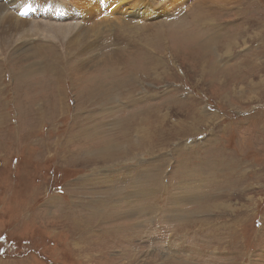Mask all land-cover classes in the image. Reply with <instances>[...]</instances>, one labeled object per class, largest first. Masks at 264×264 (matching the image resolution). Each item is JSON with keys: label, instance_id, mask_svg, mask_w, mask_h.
I'll use <instances>...</instances> for the list:
<instances>
[{"label": "rangeland", "instance_id": "obj_1", "mask_svg": "<svg viewBox=\"0 0 264 264\" xmlns=\"http://www.w3.org/2000/svg\"><path fill=\"white\" fill-rule=\"evenodd\" d=\"M85 3L0 32V264H264V0Z\"/></svg>", "mask_w": 264, "mask_h": 264}, {"label": "bare ground", "instance_id": "obj_2", "mask_svg": "<svg viewBox=\"0 0 264 264\" xmlns=\"http://www.w3.org/2000/svg\"><path fill=\"white\" fill-rule=\"evenodd\" d=\"M114 1V0H113ZM127 1V0H126ZM110 2V0H109ZM115 2L117 3L118 0H115ZM34 3V0H8V1H5V0H0V32L2 33H5V34H8V33H15V34H18L19 33V37L22 35H25V31H26V34L28 35L29 31H31L32 33V36L33 35H41L43 37V34L44 32L46 33V37H50V36H54L55 34L58 35L59 37H62L61 39L63 40H67L69 39L70 37H72V31L75 30L79 33V36L80 37H87L88 35H91L92 34V37L94 38L93 40H95L97 37V31H88V29L84 30L82 33L79 32L78 30L76 29H73L72 27H64L63 29H61V27H55V31L54 33L49 31V29H53L54 25L52 24H47L46 26L42 25L43 27H41V25L39 23H36V22H33V20L30 19H23V18H20V16L24 15L26 16V14L28 13L27 10L31 9L32 7V4ZM84 3V2H83ZM87 9L89 8L88 5L90 3V0H87ZM143 3V2H142ZM179 3V2H178ZM43 4V2H42ZM61 3L60 2H57V3H52L49 5V7H53L55 5H60ZM134 4V3H133ZM180 4H182L180 2ZM11 7L13 10L11 11H8L7 9L5 8H8V7ZM23 6L24 9H26V11H24V9L21 7ZM44 6V5H42ZM47 6V5H46ZM67 6V5H66ZM126 6V5H125ZM62 8L61 9H64L63 11H65L66 9L64 8L65 7V4L61 6ZM95 7V5H94ZM119 7L120 5L117 6L118 9H116L117 11L119 10ZM135 7V6H134ZM137 7V6H136ZM166 7V6H165ZM80 8L77 9V11H79ZM102 9V8H101ZM164 9V8H163ZM40 10H45L44 8H40ZM37 11L38 13L40 12ZM134 10V9H133ZM166 10V9H165ZM103 11V10H102ZM140 11V10H139ZM104 12V11H103ZM114 12V11H113ZM153 12V11H152ZM151 13V12H150ZM111 14V12H110ZM109 16V14H107ZM115 15V14H113ZM45 16L48 17V14H45ZM120 16V15H119ZM70 17V16H69ZM28 21H27V20ZM100 19V18H99ZM102 19V18H101ZM103 20H98V22L95 24L97 28L98 25L97 24H104L107 25V22L106 23H102ZM75 25H78L75 24ZM28 26V27H27ZM50 27V28H48ZM99 27H102V26H99ZM47 29V30H45ZM101 31V30H100ZM14 35V34H13ZM25 37V36H24ZM45 37V38H46ZM23 38V37H22ZM21 39V38H20ZM38 38L35 40V42H37ZM56 40V39H55ZM75 40V39H74ZM73 41V40H72ZM71 41V42H72ZM112 41V40H110ZM32 42V41H31ZM33 43L31 45H35L36 43ZM70 42V43H71ZM72 46V45H71ZM209 47V46H208ZM206 47V48H208ZM203 48V46H202ZM98 88V87H97ZM99 96V95H98ZM79 136V135H78ZM105 145V144H104ZM103 145V146H104ZM102 146V147H103ZM108 146V145H107ZM113 147V146H112ZM110 148V147H109ZM106 149V148H105ZM105 149H102V150H105ZM117 149V148H116ZM116 149H113V150H116ZM110 151V149H108ZM97 151V150H96ZM108 152V151H107ZM96 153V152H94ZM112 153V152H111ZM106 154V153H105ZM96 155V154H94ZM110 155V154H109ZM99 156V155H98ZM93 158V157H92Z\"/></svg>", "mask_w": 264, "mask_h": 264}]
</instances>
